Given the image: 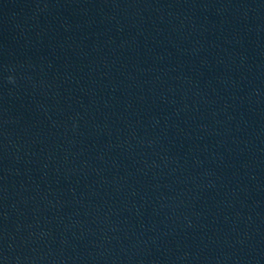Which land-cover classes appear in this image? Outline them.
I'll use <instances>...</instances> for the list:
<instances>
[{
  "label": "water",
  "instance_id": "95a60500",
  "mask_svg": "<svg viewBox=\"0 0 264 264\" xmlns=\"http://www.w3.org/2000/svg\"><path fill=\"white\" fill-rule=\"evenodd\" d=\"M0 264H264V0H0Z\"/></svg>",
  "mask_w": 264,
  "mask_h": 264
}]
</instances>
